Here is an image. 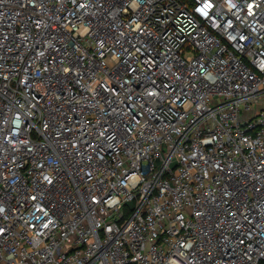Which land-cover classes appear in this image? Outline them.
<instances>
[{"label":"built area","instance_id":"2783aa9c","mask_svg":"<svg viewBox=\"0 0 264 264\" xmlns=\"http://www.w3.org/2000/svg\"><path fill=\"white\" fill-rule=\"evenodd\" d=\"M264 0H0V264H260Z\"/></svg>","mask_w":264,"mask_h":264},{"label":"trees","instance_id":"16d2710c","mask_svg":"<svg viewBox=\"0 0 264 264\" xmlns=\"http://www.w3.org/2000/svg\"><path fill=\"white\" fill-rule=\"evenodd\" d=\"M260 264H264V260Z\"/></svg>","mask_w":264,"mask_h":264}]
</instances>
